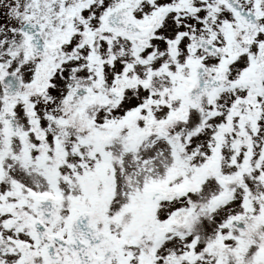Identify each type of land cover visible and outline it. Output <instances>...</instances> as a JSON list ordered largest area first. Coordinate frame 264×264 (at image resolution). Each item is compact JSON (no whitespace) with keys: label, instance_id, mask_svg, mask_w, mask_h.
<instances>
[{"label":"snow or ice","instance_id":"1","mask_svg":"<svg viewBox=\"0 0 264 264\" xmlns=\"http://www.w3.org/2000/svg\"><path fill=\"white\" fill-rule=\"evenodd\" d=\"M0 264H264V0H0Z\"/></svg>","mask_w":264,"mask_h":264}]
</instances>
